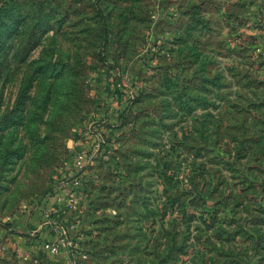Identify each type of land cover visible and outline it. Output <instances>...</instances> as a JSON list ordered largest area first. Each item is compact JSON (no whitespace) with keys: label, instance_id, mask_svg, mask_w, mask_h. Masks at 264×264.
<instances>
[{"label":"rangeland","instance_id":"rangeland-1","mask_svg":"<svg viewBox=\"0 0 264 264\" xmlns=\"http://www.w3.org/2000/svg\"><path fill=\"white\" fill-rule=\"evenodd\" d=\"M258 164L264 0H0V264H264Z\"/></svg>","mask_w":264,"mask_h":264},{"label":"built area","instance_id":"built-area-1","mask_svg":"<svg viewBox=\"0 0 264 264\" xmlns=\"http://www.w3.org/2000/svg\"><path fill=\"white\" fill-rule=\"evenodd\" d=\"M83 164H80V167H82ZM47 216H50L49 212L46 213ZM72 242L70 240H67L66 237L60 238L58 239L56 242H49V243H45V248L47 249V252L49 254H52L53 256H58L61 257V255H63V250H64V246L67 245H71ZM0 253H2V251L0 250ZM5 253L0 254V257H4ZM8 262H6V264H12V257H8Z\"/></svg>","mask_w":264,"mask_h":264},{"label":"water","instance_id":"water-1","mask_svg":"<svg viewBox=\"0 0 264 264\" xmlns=\"http://www.w3.org/2000/svg\"><path fill=\"white\" fill-rule=\"evenodd\" d=\"M257 166H259L260 168H263V167H262L261 165H259V164H258ZM263 169H264V168H263Z\"/></svg>","mask_w":264,"mask_h":264}]
</instances>
